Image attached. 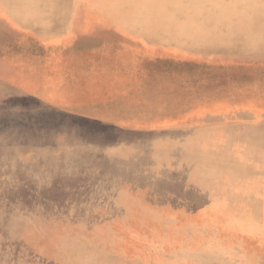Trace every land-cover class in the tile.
<instances>
[{"label":"rangeland","instance_id":"374dc122","mask_svg":"<svg viewBox=\"0 0 264 264\" xmlns=\"http://www.w3.org/2000/svg\"><path fill=\"white\" fill-rule=\"evenodd\" d=\"M202 1L206 6L211 0ZM212 1L220 3L222 0ZM212 23L213 21L210 20L205 25ZM235 25H241L243 32L252 39L262 37L264 36V11L254 14L253 17L238 24L224 22L221 29L234 30L232 26ZM118 34L123 39L106 40L102 38L99 44L94 46H89L91 43H80V40L70 41V36L66 34L60 38L64 42L55 45L44 42L30 34H22L23 37L20 35L21 40L8 39V42H0V56L2 58L7 57L13 61H21V63L27 60L24 64L30 65L31 69H35L42 59L50 60L47 61L48 78L44 85H41L44 82L41 80L39 87L36 86L28 90L20 88L18 95L13 94L9 96L10 98H5V104L0 105L1 121L7 123L13 115L21 114L19 124L8 134L15 141L13 143L6 142L4 147H0V155H3L0 160V183L4 185L0 187V198H4V200L8 198L5 203L8 207L0 206V212L4 208H8L10 212L13 211L11 202L16 201L17 198L9 194L7 196L5 192L22 191L20 185H27L34 189L44 188L48 197L44 201L18 194L21 198L34 201L25 204V207L35 205L44 209L45 206H58V201L103 200L100 197H91L87 194L89 188L98 182L107 186L106 182L110 179L109 176L120 175L116 162L107 157L101 158L99 156L98 158L96 156L94 162L88 163L85 167H78L77 164L71 169L72 174L54 176L53 172L46 171L48 169L45 170L44 166L47 157L43 146L50 145L48 148L50 150L56 148L53 142H56V137L61 138L63 131L57 130L56 132L54 128H50L49 131L45 130V121L42 126H40L41 122H38L43 117L52 120L58 116L66 120L69 127L79 125L91 132L108 130L117 135L121 132L137 131L151 135L156 131L161 134L169 128L171 132L175 130L174 133L180 134L195 129L216 130L222 122H224L223 125L234 127L239 121L237 117H233L232 120L221 119L220 117L206 119V117L210 114L224 116L238 109L245 110L248 104V107H261V113L264 114V58L260 55L264 52V48H261L264 46L257 45L252 50L251 53L255 56L239 55L236 58H223L219 53H216L217 55L206 58L177 53L175 50L161 46H147L142 41H133L131 35ZM202 34L204 33L202 32ZM256 53L258 54L256 55ZM133 78L137 80L132 81ZM138 80L140 81L138 82ZM128 81L135 84L132 83L128 86L126 85ZM72 84H80L85 90L72 91ZM6 89L9 88L6 87ZM75 93H80L76 95L80 98L72 96ZM1 95L4 96V93ZM59 95H65L64 97L68 100L62 103L56 98ZM16 96L19 97L18 100L15 98ZM232 98H235L236 101ZM211 101L214 103L212 104ZM252 102L254 105L251 106ZM205 105H208L206 109H204ZM182 118L187 123L172 124V122ZM247 120L249 119L247 118ZM34 121H37L35 128L40 131L42 127L44 132H42L44 139L42 140V147L31 143L24 145L21 141L31 128H34L32 123ZM244 121L245 119L242 120V122ZM258 122L264 124V118ZM48 138H51V141H48ZM169 140L165 143H167L166 146L171 147L168 149L172 152L173 146H176L175 140L177 142L180 140L175 137ZM138 142L139 140L135 143ZM191 143L195 144V141ZM122 147L124 149L125 144ZM177 147L180 146L177 144ZM180 148L181 155H185L184 151L188 152L186 145ZM50 154H53V150L49 151ZM192 155L196 157L193 162L202 160L204 157L200 149L194 151ZM249 157L245 155L246 160L251 161L253 165L256 160L253 157L249 159ZM58 158L61 159V157ZM229 160L224 161L227 163L225 165L228 166L220 167L219 172L216 171L217 168H214V171L211 170L212 175H206L209 177L207 179L213 176L214 178L211 179H217L221 184L215 185L213 188L215 190L210 189L208 195H202L206 192L202 189L184 188L183 185L169 181L166 177L146 182L148 186H152L150 190L144 191L147 194L145 195L146 198L170 200L169 202L173 200L191 202V204L166 202L161 206L171 209L162 208V210H166L163 212L160 210L161 208L135 205L142 210L144 213L142 215L154 221L157 234L154 233L153 229L146 230L142 234V238L137 240L138 244L136 245L152 249L147 250L148 252L156 250L154 253L156 255L151 254L153 264H163L157 253L161 248L168 246H174L173 249L176 251L184 252H179V255L186 256L182 259L181 264H264V204L257 203L256 211L251 214L243 212L241 215L235 209H229L223 213L218 210L220 204L217 196L219 193L229 197L233 196L234 191L237 192V190L242 193L244 189L241 186H245L255 175L250 166L240 165L236 157L233 158L232 156ZM81 161H87L84 154L75 158L76 163ZM203 166L209 168L210 163H205ZM87 168L93 172H87ZM147 174L151 178H157L155 173ZM87 179H91V182ZM132 183L137 184V186L144 185L138 180L129 184ZM195 183L205 185V182L202 181ZM79 185L85 186L84 193L81 192ZM217 187L220 191H217L216 195ZM239 201H243V199H239ZM86 205L73 203L71 210L63 212V209H67V206L63 204L62 209L57 208V212L65 218L74 219L72 220L73 223H77L82 221L84 215L83 209L79 208ZM98 205L117 212L120 209L111 203H106V201H101ZM122 208L126 209L127 207L122 205ZM180 212L185 215L179 216L177 221L171 214L179 215ZM106 216H111V220L121 218L116 217L117 214L113 213ZM170 216L174 218L170 219ZM20 219L32 220L29 216H21ZM143 221L146 219L144 218ZM84 223L79 228L76 227L67 238V243L74 245L76 242L80 243V249L70 244L67 245L68 249L72 250V253L67 254L68 258L55 254L52 260L45 259L42 254L43 251L41 254L30 252L19 235L10 232L4 234L5 239L2 238L0 241V264H54L56 260L61 264H104L100 260L101 254L111 264H128L133 261L137 264L144 263L138 254L132 252L131 245L134 244L133 247H135V241L131 242L129 236L119 235L112 228H106L107 231L103 229L104 235L101 236L89 229L97 223L96 220H85ZM33 225L35 228H39L42 223ZM98 229L102 228L98 227ZM162 231H165L163 236L161 235ZM169 234H174V236ZM173 239H176V242L173 243ZM93 240L96 241V255L89 250ZM35 244L41 248L44 246L41 239ZM140 246L136 247V250L142 252L143 249Z\"/></svg>","mask_w":264,"mask_h":264},{"label":"bare ground","instance_id":"6f19581e","mask_svg":"<svg viewBox=\"0 0 264 264\" xmlns=\"http://www.w3.org/2000/svg\"><path fill=\"white\" fill-rule=\"evenodd\" d=\"M262 11H264V0H222L220 3H215L211 0L206 6L202 0H0V42H6L8 39L21 40L22 38H20V35L23 37L22 34H30L44 42L55 45L64 42L60 40V38L66 34L70 36V41L80 40V43H91L89 46H94L95 44L98 45L102 38L106 40L115 38L123 39L118 33H125L131 35L133 41H142L147 46H161L163 48L175 50L177 53L187 55L206 58L217 55L218 53L223 56V58H236L239 55L255 56L252 55L251 52L257 45L264 46V36L252 39L243 32L241 25L232 26L234 30L230 31L221 28L224 22L238 24ZM210 20H212L213 23L211 25H205L206 22H210ZM207 28L210 29L207 30ZM112 32L115 33L111 34ZM202 32L204 34H202ZM15 42L20 43L21 41ZM108 43L110 44V42H107V44ZM257 54L258 53H256V55ZM260 55L264 58V52ZM25 61L27 60L21 63V61H13V59L7 57L2 58L0 56V105L5 104V98H10L9 96L17 94L20 88L28 90L36 86L39 87L41 80L44 81L41 85H44L45 81L47 82V61L50 60L42 59V61L36 65L35 69H31L30 65L27 66V63L24 64ZM111 74L113 76V73ZM132 76L135 78L133 74ZM134 78L132 81L137 80ZM139 81L140 80H138V82ZM132 83L128 81L126 85L129 86V84ZM6 87L9 89H6ZM72 88V91L76 92L85 90L80 84H72ZM1 93H4V96L1 95ZM78 94L80 93H75V95L72 94V96ZM64 96L65 95H59L56 98L63 103V101L66 102L68 100V98ZM76 97L80 98V96ZM15 98L18 100L19 97L16 96ZM233 100L236 101L235 98ZM213 103L214 102H212V104ZM252 104L254 105L253 102L251 106ZM206 106L208 107V105H205L204 109H206ZM248 106L245 110L238 109L224 116L210 114L206 117V119L220 117L221 119L231 120L233 117H237L239 121H237L234 127L223 125L224 122H222L216 130L203 131L195 129L185 134L174 133L175 130L171 132L169 128V130L163 131L161 134H158V131L153 132L151 135L133 131L127 133L121 132V134L116 135V133H112L108 130L91 132L79 125L69 127L66 120L58 116L54 117L52 120L49 118L47 120L46 117H43L41 120H38V122H41L40 126H42L45 121V130L49 131L50 128H54L56 132L57 130L60 132L63 131L61 138L59 136H53L56 137V142H53L56 148H51L53 154L50 155L49 151L51 150L48 149L50 145L43 146L42 143V140H44L42 136V127L40 131H38L35 128L37 121L32 122L34 128H31L21 141L24 145L31 143L33 145L36 144L38 147H44L46 150L45 156L47 157L44 168L45 170L48 169L46 170L48 172H53L54 176L72 174L70 171L74 166L78 164V167H85L88 163L94 162L96 156L97 158L98 156L101 158L107 157L111 161L116 162L119 167L120 175H116V177L112 175L109 176L110 179L106 182L107 186H104L102 182H98L93 187L89 188L87 194L91 197H100L103 200H87L84 202L58 201V206H45L44 209H40L35 205L25 207V204L34 201L18 196V194H21L33 198L34 200L44 201L48 198L44 188L34 189L27 185H20L22 191L11 190L9 193L5 192L7 196L9 194L17 198V200L11 202L13 208L12 212H10L8 208H4V210L0 212V241L2 238L5 239L4 234L10 232L19 235L21 241L24 242L30 252L41 254V251H43L42 254L45 259L52 260L55 254L68 258V255L72 253V250H69L67 246L70 244L67 243L68 236L74 232L76 227L79 228V226L84 225L85 220H96L97 223L89 227L91 231L96 234L99 233V235L102 236L104 235L102 232L103 229L112 228L119 235H125L124 237L129 236L128 238L131 242L135 241V247H133L134 244L131 245L133 249L130 247L132 252L140 256L141 260L144 262L143 264H153L151 262L153 257L151 254H154L156 250L148 252L147 250L152 249H146L144 246L141 247L142 245H138L143 249L141 250L142 252H139L136 250V247H138L136 245L138 244L137 240L142 238V234H144L146 230L150 231V229H153V231H155L154 233L157 234L154 221L142 215L144 214L142 210L135 207V205L157 207L158 209L161 208L160 210L163 212L166 210H162V208L171 209L170 207L161 206L166 202L179 204H191V202L187 203L180 200L169 202L170 200L146 198L145 195L147 194L144 191L147 189L150 190L152 187L148 186L146 182L150 180L156 181L160 177H166L169 181H175L183 185L184 188L202 189L206 191L202 193V195H208L210 189L215 190L213 189L215 185H221L217 179L212 180L214 178L213 176V178L211 177L212 179H207L209 175H212L211 170L214 171V168H217L216 171L219 172V168L227 164L224 161H228L232 156L238 159L240 165L246 167L250 166L255 175L245 186H241L242 189H244L242 193L237 190L238 193L234 191L233 196L229 197L218 192L219 196H217V199L220 204L218 210L223 213L226 210L235 209L241 215H243V212L249 214L254 213L257 209V203L264 204V124L258 122L264 118V114L261 113V107ZM223 107L225 108V106ZM255 108L258 109L254 110ZM19 116H21L20 113L19 115H13L8 119L7 123L0 120V147H4L6 142L13 143L15 141V139L10 135L8 136V134L19 124V118H21ZM142 117L144 118V116ZM247 118L249 120H247ZM243 119H245L244 122H242ZM173 123L178 124L187 122L182 118L176 122H172V124ZM173 137L180 141L177 142V140H175L176 146H173L174 150L171 152L168 149L171 147L166 146L167 143H165V141H170L169 139ZM60 140L62 141L60 142ZM137 140H139V142L135 143ZM48 141H51V138H48ZM192 141H195V144L191 143ZM124 144L125 148L123 149L121 146ZM177 144L180 147L186 145L188 152L184 151L183 153L185 155H181V148L177 147ZM198 149H200L204 155L202 158L203 161L197 160L193 162L196 157H193L192 154ZM167 151L170 152L168 153ZM82 154L86 156L87 161L76 163L75 158ZM245 155L253 157L256 162L252 165L251 161L249 162V160H246ZM58 157H61V159ZM2 158L3 155H0V160ZM205 163H210L209 168H204L205 165L203 166V164ZM87 172L93 171L87 168ZM147 173H155L157 178H151ZM87 180L91 182V179ZM136 180L140 183H144V185L137 186L135 183L129 184ZM199 181L205 182V185H198L195 183ZM1 186L4 185L0 183V187ZM79 187L81 192L84 193L85 186L79 185ZM217 191H220L219 187H217L216 195ZM7 199L4 200V198H0V206L8 207L5 204ZM239 199H243V201H239ZM101 201L111 203L120 209L117 212L102 206L100 207L98 204ZM73 203L87 204L79 208H82L84 212L81 222L73 223L72 220L74 219L65 218L57 212V208L62 209L63 204L67 206V209H63L62 211L68 212L72 209L71 205ZM122 205L127 208L123 209ZM20 207H23V209H20ZM112 213L117 214L116 217L121 218L111 220V216H106ZM171 215L178 221L179 216L185 214L180 212L179 215ZM21 216H29L32 220L24 221L20 219ZM172 216H170V219L174 218H172ZM144 218L146 221H143ZM37 223H42V225L39 228H35L33 224L36 225ZM98 227L102 229H98ZM164 232L165 231L161 232L162 236ZM169 235L174 236V234ZM170 238L172 239V237ZM39 239L44 243L42 248L35 244ZM173 240V243L176 242V239ZM70 245L80 249L79 242H76V245ZM95 246L96 241L93 240L89 250L93 252L94 255H96L95 253L97 251ZM173 247L174 246H168L167 248L160 247L161 249H158L159 252L157 254L163 264H181L182 259L186 257L183 254L179 255L181 251H176ZM100 260L104 264H111L107 262V258L102 256V254ZM54 264L61 263L56 260ZM128 264L137 263L133 261Z\"/></svg>","mask_w":264,"mask_h":264}]
</instances>
